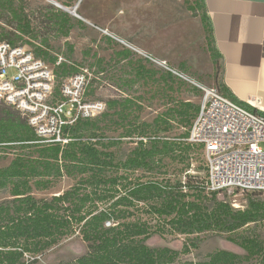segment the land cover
I'll list each match as a JSON object with an SVG mask.
<instances>
[{
	"label": "rangeland",
	"instance_id": "obj_1",
	"mask_svg": "<svg viewBox=\"0 0 264 264\" xmlns=\"http://www.w3.org/2000/svg\"><path fill=\"white\" fill-rule=\"evenodd\" d=\"M80 1L26 0L27 21L50 36L48 52L57 58V63L63 58L60 66L51 63L58 76L57 91L60 92L65 78L64 65L66 72L71 74L81 68L88 69L91 81L85 99L106 104V111L87 120L92 123L84 126L76 137L84 144H96L100 151L112 154L114 166L102 168L108 177L123 175L130 181L157 177L186 182V176L190 175L207 185L208 169L203 149L193 146L184 152L191 128L187 120H195L190 117V110L187 118L178 113L185 110V103L200 106L205 89L219 90L224 85L221 59L203 22L202 0H82L79 4ZM51 6L74 18V27L68 37L51 31L50 25L43 26L49 20ZM14 21L16 19L0 11V34L4 29L11 30L8 24ZM25 40L41 46L28 38ZM24 46L34 50L29 44ZM55 99L62 101L61 93ZM114 102L118 106L113 105ZM143 128L150 136L161 139V144L154 146L152 152L163 163L150 170H127L123 164L138 148ZM70 135L75 137L73 133ZM261 147L264 149V144ZM17 158L34 160L38 158V152L0 147V169L10 167ZM77 171L74 169L73 175L63 171L62 176L52 178L53 185L47 189L39 190L33 185L32 195L36 199L51 200L78 183L84 185L85 175ZM12 188L11 185L0 188V203L12 199ZM251 197L264 200V194L258 192L217 194L219 201L229 203L234 210H244ZM135 214L136 217L143 216ZM244 238H257L264 245V217L260 222L232 233L209 232L190 238L156 235L147 245L182 252L188 244L190 254H182L177 263H203L220 251L246 257L247 252L239 245ZM86 253L87 243L77 232L38 259L41 264H68ZM29 259L30 255H26L25 261ZM241 264H256V261L245 260Z\"/></svg>",
	"mask_w": 264,
	"mask_h": 264
},
{
	"label": "trees",
	"instance_id": "obj_2",
	"mask_svg": "<svg viewBox=\"0 0 264 264\" xmlns=\"http://www.w3.org/2000/svg\"><path fill=\"white\" fill-rule=\"evenodd\" d=\"M202 3L203 22L214 43L212 23L205 1ZM27 8L26 0H0V11L16 19L8 24L11 30L1 31L0 44L8 42L19 46L23 42L21 46L31 45L37 57L50 64L57 63V58L48 52L50 36L27 21ZM50 8L49 20L43 26L50 25L51 31L68 37L74 27V18L58 8ZM41 29L44 28L41 26ZM26 38L41 46H34ZM215 52L220 57L216 48ZM65 67H62L63 81L80 72L67 73ZM219 91L248 107L239 102L225 84ZM58 93L61 90L56 91V95ZM113 105L118 106V103ZM183 109L179 115L187 118L190 110V117L195 120L200 106L185 103ZM91 123L80 121L67 126L65 138H69V142L66 145H44L19 111L0 106V147L38 152V158L34 160L17 158L10 167L0 169V188L13 187L12 199L0 203V264H41L40 255L77 232L87 243V253L68 264H241L253 259L256 264H264V245L257 238H244L239 244L247 252L246 257L220 251L203 263H177L182 254H190L188 244L182 252L148 246L147 242L156 235L190 238L209 232L232 233L256 224L264 217V200L251 197L244 210H234L229 203L219 201L216 193H208L203 181L190 175L186 176V182L157 177L148 181H130L123 175L108 177L104 169L114 166L112 154L100 151L96 144H84L76 137ZM193 123L187 120V125L192 127ZM139 137L138 148L123 167L135 172L162 165V159H157L152 152L154 146L161 144V139L150 136L144 128ZM186 143L184 152L195 147L187 140ZM148 146L150 150L146 149ZM74 169L85 175L84 185L78 183L51 200L36 199L32 195L34 186L39 190L47 189L53 185V177L62 176L66 170L73 175ZM136 212L143 216L136 217ZM231 241L235 242L232 238ZM26 255H30L28 261H25Z\"/></svg>",
	"mask_w": 264,
	"mask_h": 264
},
{
	"label": "built area",
	"instance_id": "obj_3",
	"mask_svg": "<svg viewBox=\"0 0 264 264\" xmlns=\"http://www.w3.org/2000/svg\"><path fill=\"white\" fill-rule=\"evenodd\" d=\"M60 58L58 66L62 64ZM88 69L63 81L55 101V67L28 46L0 44V106L25 117L44 145H66L65 128L103 114L106 104L85 99ZM187 141L203 148L207 189L216 194L241 191L264 194V113L235 102L218 89L204 90L200 111Z\"/></svg>",
	"mask_w": 264,
	"mask_h": 264
},
{
	"label": "crops",
	"instance_id": "obj_4",
	"mask_svg": "<svg viewBox=\"0 0 264 264\" xmlns=\"http://www.w3.org/2000/svg\"><path fill=\"white\" fill-rule=\"evenodd\" d=\"M223 82L239 102L264 113V0H204Z\"/></svg>",
	"mask_w": 264,
	"mask_h": 264
},
{
	"label": "water",
	"instance_id": "obj_5",
	"mask_svg": "<svg viewBox=\"0 0 264 264\" xmlns=\"http://www.w3.org/2000/svg\"><path fill=\"white\" fill-rule=\"evenodd\" d=\"M82 1V0H81ZM81 1L79 2V4L81 3ZM58 8H60V9H62V10H64V11H66V12H68V13H71V12H69L68 11V9H65L64 7H62V6H60V5H56ZM79 6V5H78ZM78 6L75 8L76 10L78 9ZM72 14V13H71ZM76 16H77V14H75Z\"/></svg>",
	"mask_w": 264,
	"mask_h": 264
}]
</instances>
